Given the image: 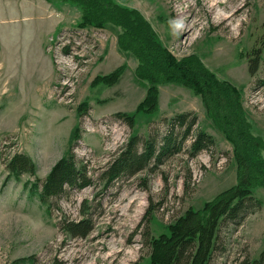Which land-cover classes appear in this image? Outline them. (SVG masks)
Returning a JSON list of instances; mask_svg holds the SVG:
<instances>
[{
    "label": "rangeland",
    "instance_id": "1",
    "mask_svg": "<svg viewBox=\"0 0 264 264\" xmlns=\"http://www.w3.org/2000/svg\"><path fill=\"white\" fill-rule=\"evenodd\" d=\"M58 1L0 0V264H50L54 257L66 264H151L150 236L237 183L230 132L240 142L246 134L264 142V0H117L136 8L176 58L196 56L221 86L237 91L225 96L233 108L215 107V114L206 113L194 88L176 82L157 84V110L146 112L141 103L150 82L136 75L138 57L119 48L121 29L81 24L78 7ZM119 66L117 83L100 80ZM183 111L197 115L194 132L211 134V147L192 157L186 141L153 171L105 185L99 174L131 136L160 139L162 119ZM117 112L132 115V125ZM228 122L248 132L228 129ZM70 149L92 184L68 188L48 209L31 185ZM14 152L31 157L34 174L7 176L5 160ZM252 192L261 205L222 222L208 264L256 258L264 247V187ZM82 209L93 231L65 237L60 218L78 219Z\"/></svg>",
    "mask_w": 264,
    "mask_h": 264
},
{
    "label": "trees",
    "instance_id": "2",
    "mask_svg": "<svg viewBox=\"0 0 264 264\" xmlns=\"http://www.w3.org/2000/svg\"><path fill=\"white\" fill-rule=\"evenodd\" d=\"M62 1L71 2L78 7L81 12V24L99 26L109 23L121 29L118 35L119 48L138 57L136 75L150 82L141 103L146 112L157 110V84L161 82H176L194 88L201 95L206 113L215 114V107H221L223 110L233 108V103L226 97L237 96V91L221 86L222 83L196 56L176 58L161 42L150 22L136 8L123 5L117 0ZM258 60V55L249 59L251 74L256 72ZM122 72L123 67L119 66L102 75L100 80L107 85H113L118 82ZM115 115L132 125V115L122 112ZM229 117L233 119L232 112ZM224 119L228 121L227 116ZM162 123L166 128L160 139L158 133H149L145 138L135 134L112 155L99 174L105 185L111 186L117 179L131 177L147 170L153 171L166 157L180 152L186 141L189 142L187 152L192 157L215 142L213 136L203 129L198 128L194 132L197 115L192 111L164 117ZM226 125L229 126L228 129L237 128L243 135L248 132L241 123L232 126L228 122ZM230 133L235 137L233 141L238 169L237 183L218 192L200 208H188L168 225L166 232L150 236L148 246L151 264H208L215 251L222 222L238 221L251 209L261 205L259 199L253 195L252 188L256 185L264 187V159L260 156L264 142L249 134L240 142L236 133ZM5 169L7 176L17 177L23 173L34 174L35 164L27 154L14 152L5 160ZM91 184L92 178L88 174L86 164L70 149L56 160L43 179L38 178L30 188L50 209L53 200L63 196L68 188L82 189ZM80 212L81 217L78 219L65 214L60 218L59 228L65 237L83 238L93 231V219L86 210L82 209ZM148 214L147 210L144 219ZM32 258L29 256L21 260L28 261ZM50 264L66 263L54 257ZM233 264H264V247L256 258L244 256Z\"/></svg>",
    "mask_w": 264,
    "mask_h": 264
}]
</instances>
